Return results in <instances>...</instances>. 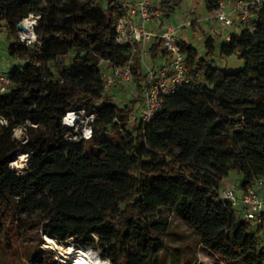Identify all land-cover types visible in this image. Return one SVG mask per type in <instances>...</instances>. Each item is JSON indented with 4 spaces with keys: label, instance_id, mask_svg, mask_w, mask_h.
Instances as JSON below:
<instances>
[{
    "label": "trees",
    "instance_id": "obj_1",
    "mask_svg": "<svg viewBox=\"0 0 264 264\" xmlns=\"http://www.w3.org/2000/svg\"><path fill=\"white\" fill-rule=\"evenodd\" d=\"M220 1L228 0L203 4L213 13ZM180 2L159 7L167 18ZM29 14L38 17L26 43L17 24ZM120 14L117 0H0V55L12 62L1 68L10 82L0 93V250L14 252V241L37 227L109 264H149L169 231L165 208L223 264H264V225L219 196L231 170L242 189L264 178V0L251 30L220 43L206 36L202 51L180 42L188 81L146 122L130 121L144 88L138 55V97L119 105L103 91L102 71L130 55L115 41ZM148 50L153 61L166 55L156 39ZM232 54L243 67L216 64ZM70 109L94 114L96 153L85 154L87 139L63 128ZM15 126L23 140L13 138ZM17 154L27 155L23 172L10 165Z\"/></svg>",
    "mask_w": 264,
    "mask_h": 264
},
{
    "label": "built area",
    "instance_id": "obj_2",
    "mask_svg": "<svg viewBox=\"0 0 264 264\" xmlns=\"http://www.w3.org/2000/svg\"><path fill=\"white\" fill-rule=\"evenodd\" d=\"M160 1L117 0L121 14L115 23V41L129 47L130 55L122 64L102 71L103 91L132 81L133 67L138 55L145 71V79L142 101L133 108L130 114L131 122L149 121L160 109L163 97L188 81L184 55L180 50L181 40L177 35L179 27L161 20L164 13L159 7ZM260 4L261 0L220 1L213 12V18L219 21L223 28L235 25L239 30L242 28L251 30L253 28L251 19ZM230 11L234 13V18L229 16ZM30 16L34 22L38 17L31 14ZM185 25H190V21L187 20ZM19 38L26 43L35 41V36L27 39L24 37V31L20 30ZM155 39L159 41L160 48L166 55L162 58L163 63L152 67L145 62L148 57L146 46ZM225 39L229 40L230 34H227ZM9 82L7 74L0 68V93L6 90ZM94 119V114L84 109H70L65 112L61 124L64 129L71 132V138L90 139L93 135ZM0 123L5 124L6 120L0 119ZM219 196L234 207L242 206L241 215L244 219L264 225V178L246 187L240 196H237L229 185L222 186L219 189Z\"/></svg>",
    "mask_w": 264,
    "mask_h": 264
},
{
    "label": "rangeland",
    "instance_id": "obj_3",
    "mask_svg": "<svg viewBox=\"0 0 264 264\" xmlns=\"http://www.w3.org/2000/svg\"><path fill=\"white\" fill-rule=\"evenodd\" d=\"M188 4L189 0H181L179 6L171 13L169 19L167 18L165 20L166 23L179 27L177 35L180 38H186L185 41L199 51L202 50L201 47L204 44L206 36H211L214 41L216 38V43L226 40L225 37L218 36L219 32L216 31L222 25L219 21H215L212 15L208 14L201 1L195 2L194 9L189 8ZM191 10L192 12L189 13V16H186L185 12ZM186 17L196 19L197 24H184L181 27L179 22L182 20L185 21ZM25 19L33 20L30 14L21 21ZM172 20H174V23ZM4 33L3 28L0 27L1 46L3 45ZM4 52L1 50L0 68L12 67V62L10 59H7ZM160 62L163 63V60L160 59ZM216 64L222 69L233 71L243 67L244 62L237 55L232 54L217 58ZM109 93L113 94L119 105H123L131 98L138 97L136 81L132 79V81L121 84L116 88L112 87ZM12 136L14 139L23 140L25 138L23 128L15 126ZM108 136H111V133ZM101 137L102 133H95L91 139L85 141V154L90 156L97 152L94 140L92 139H99ZM10 165L18 172H23L27 165V155L17 154ZM223 180H225L223 183L229 184L237 196L241 195V187L238 185L240 178L235 171H229ZM159 215L169 216L170 227L168 233L162 236L164 246L161 248L160 260L152 261L149 264H223L218 257L198 243L197 237L190 227L184 224L179 218L171 215L165 208L160 210ZM46 236L48 235L37 227L27 229L22 238L14 241V252L9 253L3 249L0 250V264H71L75 254L71 252L72 250H70V253L66 252L70 246L75 250L77 247L70 241L61 244L53 239L49 243L45 239ZM96 254L102 264H109L108 261L102 260L98 253Z\"/></svg>",
    "mask_w": 264,
    "mask_h": 264
},
{
    "label": "crops",
    "instance_id": "obj_4",
    "mask_svg": "<svg viewBox=\"0 0 264 264\" xmlns=\"http://www.w3.org/2000/svg\"><path fill=\"white\" fill-rule=\"evenodd\" d=\"M199 1H201L202 4H203V0H189L188 7H189V8L191 7V8L194 9V7H195V6H194V5H195V2H199ZM203 7H204V4H203ZM193 9H192V10H193ZM204 9H205V7H204ZM192 10H191V11H187V12H185V15H186V16H189V13H191ZM205 10H206V9H205ZM207 12H208V11H207ZM208 14L212 15V17H213V13L208 12ZM228 14H229L230 17L234 18V13H233V12L230 11ZM167 18L169 19V17H167ZM167 18L164 16L163 19H161V20L165 21ZM213 19H214V18H213ZM187 20L190 21V25H195V24H197V20H196V19L186 17L185 21H187ZM214 20H215V19H214ZM172 21H173V23H174V20H172ZM185 21L182 20L181 22H179L180 25H181V27L184 26ZM215 21H216V20H215ZM158 23H160V20H158ZM152 27H153V25H152ZM154 28H156V27H154ZM216 31L219 32V33H218V36H223V38H224L227 34H235V33H238V32H239V28H237L235 25H232V26H229V27H225V28H223V26H221V27H219V29H217ZM177 33H178V32H177ZM220 33H222L223 35L220 34ZM215 36H216V35H215ZM179 38H180V37H179ZM180 40H181V41H184V42H187V41H185L186 38H183V39L180 38ZM216 41H217V40H216V38H215V42H216ZM148 45H149V44H148ZM148 45L146 46L147 50H148ZM201 49L203 50V46L201 47ZM201 49H200V50H201ZM197 50H198V49H197ZM202 50H201V51H202ZM145 62H146L147 64L151 65L152 67L161 63L159 58H158L156 61L151 60L149 50H148V57L145 59ZM224 181H225V180H222V181H221V187H222V186H225V185H229V184H227V183H223ZM243 190H244V189L240 188V191H241L240 193H242ZM236 209H237V211L239 212V214L241 215V212H242V206L239 205V206L236 207ZM241 216H242V215H241Z\"/></svg>",
    "mask_w": 264,
    "mask_h": 264
},
{
    "label": "bare ground",
    "instance_id": "obj_5",
    "mask_svg": "<svg viewBox=\"0 0 264 264\" xmlns=\"http://www.w3.org/2000/svg\"><path fill=\"white\" fill-rule=\"evenodd\" d=\"M23 24L26 27V31H24V37L27 39H31L34 36L33 34L34 20L25 19L23 21ZM45 239L49 243L53 241V239L49 236H46ZM70 250H72L71 252L75 254V257L71 264H102L96 254V251H94L93 249L77 247L75 250L70 246L66 253H70Z\"/></svg>",
    "mask_w": 264,
    "mask_h": 264
},
{
    "label": "water",
    "instance_id": "obj_6",
    "mask_svg": "<svg viewBox=\"0 0 264 264\" xmlns=\"http://www.w3.org/2000/svg\"><path fill=\"white\" fill-rule=\"evenodd\" d=\"M35 23H36V20H35V22H34V25H35ZM17 28H18V30H20V31H26V27L24 26L23 22H19V23L17 24ZM33 34H34V31H33Z\"/></svg>",
    "mask_w": 264,
    "mask_h": 264
}]
</instances>
